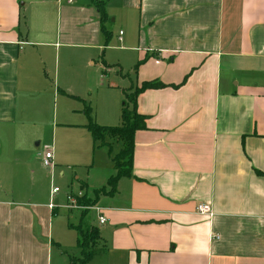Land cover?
I'll return each instance as SVG.
<instances>
[{
    "label": "crops",
    "instance_id": "1",
    "mask_svg": "<svg viewBox=\"0 0 264 264\" xmlns=\"http://www.w3.org/2000/svg\"><path fill=\"white\" fill-rule=\"evenodd\" d=\"M152 81L113 191L121 146L96 145L87 101L119 126L125 93ZM82 165L104 177L66 200L82 191L99 209L63 206L99 229L92 258L264 264V0H0V264H58L78 231L57 225L46 175Z\"/></svg>",
    "mask_w": 264,
    "mask_h": 264
},
{
    "label": "trees",
    "instance_id": "2",
    "mask_svg": "<svg viewBox=\"0 0 264 264\" xmlns=\"http://www.w3.org/2000/svg\"><path fill=\"white\" fill-rule=\"evenodd\" d=\"M105 15V12L103 13ZM108 36V31L105 30ZM163 84L161 82H144L141 87H137L130 94L125 93V100L122 107V123L119 126H102L97 122L91 121L87 128L92 133L94 140L96 142L104 141L106 136H119V141L121 142V148L117 154L113 157L114 167L117 170L116 175L112 176L108 184L114 191L116 188L117 181L123 176H129L132 170V158L134 149V134L137 130L146 128V117L137 111V98L140 93L148 88L161 87ZM98 146H106V143H100ZM81 204H91V201L87 199L86 196L79 199ZM86 209L84 212V217L87 215ZM78 231V244L81 249V257L79 260L82 264L89 262L93 256L92 248L96 245V241L99 239V229L95 226H91L89 229L85 230L83 226L78 225L75 227ZM76 262V259L72 261V264Z\"/></svg>",
    "mask_w": 264,
    "mask_h": 264
},
{
    "label": "rangeland",
    "instance_id": "3",
    "mask_svg": "<svg viewBox=\"0 0 264 264\" xmlns=\"http://www.w3.org/2000/svg\"><path fill=\"white\" fill-rule=\"evenodd\" d=\"M106 79H107V77H106ZM133 91L134 90H130V91H128V93L131 94ZM97 93H98V91L94 90L93 98L94 97L96 98ZM124 100H125V97L123 99V103H124ZM87 102H88V104L89 103L91 104V107L93 110V117H94L96 122H98L97 121L98 117L103 118L106 115L107 111L101 105L96 106L94 103L89 102V100ZM104 126H118V125L106 124ZM46 136H47V138H46L47 140L45 139L43 142V146H42L43 149L46 145H50V146L52 145V141H51L52 138H50L51 134H47ZM48 137H49V139H48ZM103 142L106 143V145H108L110 147H113L112 146L113 144H117L119 146L122 145L121 142L119 141V136H115V135L106 136L104 141H100L98 143L100 144ZM97 160L100 161L99 153L97 156ZM62 172H64V175H61V171H57L56 174H51V173L47 172V175H46V177H47V188H46V190L48 191L49 197H50L51 192L53 193L54 187L61 188L60 193L54 195V197L52 196L54 198L53 199L54 204L58 208L57 209L58 210L57 216H59V215L62 216L61 219H60V216L57 218V225H61V223L65 220L66 225H68V228L70 226L73 228V230H76L75 227L78 226L80 213L76 210H72L73 216H72V214L67 213V209L65 210V207H64L67 205L66 193H68V191H71V189L74 192L78 191V189H77L78 183H79L78 179L85 180L86 182L89 181L91 183L99 184L100 178L102 180V176H103L104 171H101V173L99 171H96V169H94L93 171H89L87 166L82 165V166H78V167H72L69 169H64V171L62 170ZM104 175H105V173H104ZM46 190H45V193H47ZM82 205L87 206L88 204H82ZM92 206H94V205H92ZM82 211H85V209ZM83 215H84V212H83ZM93 216H94V212L89 213V215L84 219V222L88 223L89 221H91V219H92L91 223L95 222ZM64 234H65V238H62L63 239V248L61 250L62 255L59 254V261H57V262H58V264H72V261L74 259L77 260V258H79L81 256V252H80L81 250L79 249V244H77L78 233H76L74 231H67L66 230V232ZM96 242L98 243V241H96ZM95 249H94L95 250L94 257L87 264H105L104 260H103V256H102L104 254V252L98 251V248H95ZM75 264H82V262L77 260Z\"/></svg>",
    "mask_w": 264,
    "mask_h": 264
},
{
    "label": "built area",
    "instance_id": "4",
    "mask_svg": "<svg viewBox=\"0 0 264 264\" xmlns=\"http://www.w3.org/2000/svg\"><path fill=\"white\" fill-rule=\"evenodd\" d=\"M69 2H72V0H69ZM42 163L44 166L48 167V168H52L54 167V150L53 147L50 145H46L43 149V153H42ZM60 191L59 187H54L53 188V194H57ZM85 195L83 194L82 191H79L75 194L70 193L67 195V208L68 209H79V210H86V209H91V208H97L95 205L94 206H83L80 202L79 199L83 198ZM51 208H55V204L51 203L50 204ZM196 211L199 214L202 215H206V216H213L214 212L213 209L211 207V205L207 204V203H201L196 207ZM106 218L104 217H100V223H105L106 222Z\"/></svg>",
    "mask_w": 264,
    "mask_h": 264
}]
</instances>
